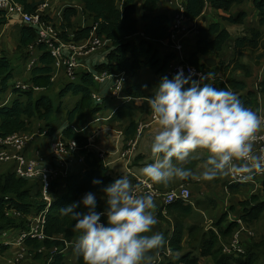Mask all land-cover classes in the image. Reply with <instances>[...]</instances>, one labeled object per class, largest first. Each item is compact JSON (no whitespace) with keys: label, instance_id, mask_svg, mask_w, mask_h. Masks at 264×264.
Segmentation results:
<instances>
[{"label":"trees","instance_id":"obj_1","mask_svg":"<svg viewBox=\"0 0 264 264\" xmlns=\"http://www.w3.org/2000/svg\"><path fill=\"white\" fill-rule=\"evenodd\" d=\"M15 1L21 4L26 12L33 13L45 0ZM71 1H79L82 4L83 13L89 19V24L82 27L75 26L73 18L78 11L72 7L66 8L63 21L60 24L56 23L50 15H46V18L59 29L60 37L66 42H82L84 39H88L92 33L108 39L110 46H108L106 62L95 66V71H107L114 74L124 72L126 74L127 79L122 96L129 99L116 100L113 95L108 97L118 102L117 107L109 116L108 123L113 126H121L125 141L133 140L138 135L140 125L137 120L138 116L150 112L147 103L139 106L136 99H150L154 92H148L147 88L157 85L161 77L167 76L171 79L174 76L169 71L178 54L170 47V44L167 45L169 51L164 48V42L172 32L174 15L161 11L160 6L164 0ZM244 1L183 0L185 18L190 21L197 20L207 5L215 10L231 11L234 6L241 5ZM253 5L258 12L259 24L257 27L249 29L248 34L235 40L234 59L226 62L221 58L214 67H209L206 63L205 58L208 56L216 58L223 56L231 38L230 31L223 28L219 22L198 27L196 49L189 57H185L187 62L206 72L208 78L202 83L210 84L218 89L233 91L248 108L258 106L257 95L252 92L238 94V92L246 90L248 85L245 80L234 77V74L238 70L248 74L247 67L241 63L242 55L245 52H250L257 60L264 58V0H253ZM244 16L245 13L241 12L237 19L231 17L232 19L228 20L243 22ZM5 23H7V18L1 13L0 27ZM36 38L37 30L33 26L22 25L13 56L6 49L2 50L0 56V133L2 137H7L15 132L27 133L32 131V126H36L38 122V124L44 123L45 125L42 126L46 128L41 129V134H36L46 138L50 137L53 134L51 131L52 120L61 116L65 100L70 96H76L78 99L66 113L67 126L62 130V139L78 141L79 145L83 147L80 153L84 156V165L81 170L72 172L54 183L53 201L49 208L42 197L40 183L17 176L15 163L11 169L0 173V232L10 230L11 233H17L27 229L31 217L47 210L45 231L48 237L45 240L28 239L25 242L32 254L41 247L49 250L58 246L62 249L65 248L67 242L77 241L81 234L80 231L73 230L74 221L70 217H61L59 209L79 201L85 193L93 192L97 196V210H102L104 207L103 187L120 177L115 176L112 168L99 157L98 152L96 154L95 151L84 148L89 144L88 139L77 134V129L75 131L78 121L107 109L105 101L100 103L93 97L98 83L92 72L79 69V67L75 73V79L65 83L53 98L50 91L57 85L56 79H53L55 58L48 50V46L45 43H37ZM31 45H34L33 50L30 49ZM14 60L21 63L23 72L26 70L24 73H27L28 77L25 81L31 85L27 89L16 87L11 82L16 71ZM32 60H35L34 63L28 67ZM139 70L146 71L152 76L146 74L145 79L140 77L138 81H132L133 76ZM153 74L158 79L153 78ZM67 79L69 78L67 77ZM35 87L44 91L41 89L37 91ZM259 90L264 93V79L260 83ZM11 92L15 96L10 101L7 97ZM44 130L47 131L45 135L43 134ZM139 159L140 157L134 158V162L139 163ZM204 160V158H197L195 162H204ZM93 180H100L101 183L94 185ZM222 180L223 177L214 180V182H222ZM224 185L232 193H236L244 187V183L229 184L225 182ZM206 200L210 204L206 207L202 206L205 203L203 199L192 202L178 200L168 207L170 218L163 217L161 213L158 214V218L165 221L164 223H167L169 227L171 226L173 231L171 236H168L169 230L162 233L164 243L149 253L151 260L155 259L158 253L164 251L169 245L171 256H165L159 264H200L198 258L191 256L196 250H200V254L203 256L211 255L214 264H263L264 233L260 238L244 242L245 252L242 254L235 256L223 252L219 236L228 241L238 226L237 222L226 224L228 213L222 214L214 221L212 228L198 224L187 227L186 220L192 218L196 213L195 209L201 207L206 209L216 205V201L213 199L207 197ZM240 204L244 207L245 213L242 217L246 223L258 221L264 210V199L255 195ZM234 210L235 207H232V211ZM186 230H188V235L185 241L189 250L186 254L179 255L178 252L184 248L182 242ZM155 232L161 233V229ZM1 248L5 250L8 247L1 246ZM49 257L50 255L47 253L46 261ZM35 258L41 259L43 256L37 253ZM151 260L145 261V263ZM49 264H66L65 255L63 253L53 255ZM75 264H84L82 256H77Z\"/></svg>","mask_w":264,"mask_h":264},{"label":"clouds","instance_id":"obj_2","mask_svg":"<svg viewBox=\"0 0 264 264\" xmlns=\"http://www.w3.org/2000/svg\"><path fill=\"white\" fill-rule=\"evenodd\" d=\"M207 78L201 75L194 80L180 70L171 79L161 77L154 87L149 100L157 124L149 145L153 162L140 169L148 181L167 184L228 176L249 181L264 173V149L257 151L254 144L264 117L244 106L234 92L202 83ZM197 150L208 153L198 174L184 167ZM102 192L100 211L93 192L59 209L61 217H70L73 230L81 233L74 251L84 264H145L151 260L149 253L164 243L163 234L153 231L158 223L151 211L154 196L138 194L137 186L124 175Z\"/></svg>","mask_w":264,"mask_h":264},{"label":"crops","instance_id":"obj_3","mask_svg":"<svg viewBox=\"0 0 264 264\" xmlns=\"http://www.w3.org/2000/svg\"><path fill=\"white\" fill-rule=\"evenodd\" d=\"M183 6H184L183 0H164L161 3L160 9L164 13H167L172 16L174 15L175 18L177 15L180 14L181 7ZM69 7L75 8L78 11L77 13L78 16L76 15L73 18V22L75 26L82 27L90 23L87 16L83 13V6L79 1L50 0V8L48 9L47 15H50L51 18L56 23L60 24L63 21L66 8ZM241 12L245 13V16L243 17V22H232L228 20L231 17L233 19H237ZM213 22H219L223 28L228 29L231 33V38L229 40L228 47L224 52L223 56H221L220 58H216L215 56H208L205 59L209 57H214L217 60V63L220 61L221 58L226 62H229L232 59H234L235 56V49H234L235 40L240 36H244L248 34L249 29H252L253 27H257L259 24V16H258V12L256 11L253 5V0H245L243 4L234 6L231 11L215 10L210 5H207L203 14L197 20L190 21L186 19L183 23V31H182V35L184 39L183 54L185 55V57L186 56L189 57L196 49V41L198 38V27L200 25L208 26ZM22 25L25 24L22 21V19L18 16L7 19V23L2 25V27L6 29L5 32L7 31V26L11 28L10 32L12 33V35L10 36V38L12 39V43L14 45L5 43L8 40V38L2 39V36L4 34H0V40H1L0 51L6 49L10 53V55L13 56L11 53H14L13 50L18 43V38L20 35V29ZM166 43L167 40L164 42L165 45L164 48L168 50L169 47H167ZM108 46H110L109 42L103 48L94 52L92 55L81 58L79 69L94 71L95 66L106 62ZM37 55H39L38 52ZM13 62L16 68L22 70V66L20 62H16L15 60ZM177 62H178V57H176V59L171 64V66L177 64ZM241 63L247 67L248 74L246 75L244 71L238 70L234 74V77L240 80H245L248 87L246 88V90L238 92V94H243L247 92L248 93L252 92L256 94L258 106H252L250 107V109L256 112L259 116L264 117V93L259 92L260 83L264 79L263 71H260L264 69V58L260 59L258 63H254L252 60L250 61L245 56L243 58L242 55ZM28 67H30L29 64ZM60 74H59L60 76L58 75L59 78L57 77L56 80L57 85L60 84L59 89L69 80L75 79V77L74 78L68 77L69 79H67V75L64 72H61ZM146 74H148V76H152L150 73L146 71L139 70L137 74L133 76L132 81L136 82L139 80L140 77L142 79V77L145 76ZM25 75H27V73ZM153 78L158 79V77L155 76L154 74H153ZM155 86L156 85H153L152 87L147 88V90H149L148 92L150 91L154 92ZM99 90L101 93L99 92ZM95 93L98 96V98H94L96 101L100 103H103L105 101L106 103V101L108 100V102L114 103V109L118 105V102L116 100L129 99V98H124L121 95L120 96L115 95L113 90V84L111 82L106 83L103 86L102 83H100V85H98L97 89L95 90ZM11 94L12 92L8 95L7 97L8 99ZM110 95L115 96L116 100H111L110 98H108ZM149 100H150L149 98H139L136 99V103L139 106L147 103L149 107ZM106 110L99 113V115L105 114L106 116L102 115L103 118L108 119L112 111L111 110L109 111L108 109ZM152 117L153 116L150 109L149 113H142L138 116L137 119L139 124L146 123L147 125L141 136L138 137L136 150L132 154V157L133 156L134 157L133 158L131 157L132 160L136 157H140L139 163L134 162L132 165H130L131 161L128 163L127 160L123 158L121 155L115 156L116 154L113 153L114 156H112V154H108L106 150L108 149L109 151H111V148L107 147L104 139L103 142L100 141L101 139L100 134H97L95 137L92 138L93 140H91L89 148L95 149L97 152L104 151L108 155L107 160L112 170L114 171L115 176H122V175L127 176L130 179V181L133 184H135L137 178L142 176L140 174V169L146 164L153 162V157L150 152L149 145H150L151 137L157 128V124L156 122L152 121ZM93 123L94 121L91 120V124ZM63 128L60 129L59 132H54L50 137L48 136L47 138L38 136L36 132H29V133H33V136L25 149V155L28 158L40 160L44 163H52L53 156L50 145L57 137H62ZM91 128L97 129L96 126L94 127L92 126ZM144 133H147V136L145 138H142ZM116 143L118 145L123 144L118 139ZM207 155L208 153L206 152V150H197V152L194 154L195 158L191 159L188 164L184 165V167H187L191 169L193 173L198 174L202 170L203 162L201 161L195 162V159L197 158L206 159ZM12 165L13 164L11 165L5 164V162L0 163V173L8 171L9 169H11ZM115 167L116 169H114ZM82 168H83V164L75 163L73 165V172L79 171ZM225 182L229 184L231 183L230 176L223 177L222 182L221 181L214 182V180L198 181L195 178H190L186 180H174L167 184H156V185L160 187V189L162 190H170L172 188L178 187L181 184H185L188 185L190 189L194 193L198 194L202 199L208 197L216 201V205L210 206L209 208L204 209L201 207L199 209H195L194 212L196 213L192 216V218L186 220L187 227H189L192 224H198L201 226H206V228L207 227L212 228L214 225V221L220 218L221 215L224 213H228V220L226 224H230L233 222L238 223L240 218L243 220L242 216L245 212H244V207H242L240 204L241 202L249 200L255 195L260 196L262 200L264 199V173H258L251 180L247 182H243L244 183L243 189H241L236 193L229 192L227 186L224 185ZM162 203H163L162 200L157 201L155 203V207L151 209L152 213L155 215V217L158 220V223L153 228L154 229L153 231L155 232L156 230L158 231V229H161V233H164L167 232L166 230H169L168 236H171V232L173 231V228L171 226L169 227L167 223H164L165 221H162V219L158 218L159 213H161L162 216L165 218H170V216L168 215L169 206L164 208ZM232 207H235L234 211H232ZM243 222L245 226L242 227L241 225L238 224L237 228L232 232V235L235 231H239L241 239L244 240L245 242L246 241L250 242L252 239H256L258 237L260 238V236H262V233H264V210L260 215V217L258 218V221H250L246 223L243 220ZM249 229L254 232V235L251 236V234L247 232ZM187 235H188V230L185 231L184 239L182 242L184 248L178 252L179 255H183L184 253L186 254L189 250L185 241ZM219 239L221 245L225 241H227L222 236H219ZM75 242L76 241H74L70 245H67L64 251L62 252L65 255L66 264L76 263L78 254L74 251ZM166 247H169V245H167ZM200 252H201L200 250H196L195 252L193 251L191 256L198 258L200 260V263H202V261H206V262L208 261L210 264H214V260L211 255L203 256L200 254ZM10 257H11L10 252H8L7 255L4 257H0V264H8L10 261ZM37 261L38 260H35L33 263L32 261H23V263L21 264H38ZM46 262H44L43 264H46Z\"/></svg>","mask_w":264,"mask_h":264},{"label":"built area","instance_id":"obj_4","mask_svg":"<svg viewBox=\"0 0 264 264\" xmlns=\"http://www.w3.org/2000/svg\"><path fill=\"white\" fill-rule=\"evenodd\" d=\"M49 8L50 0H45L41 3L33 13L26 12L23 6L15 0H0V14L3 13L7 19L15 16L20 17L24 24L33 26L37 30L36 42L45 43L48 46V50L55 58L53 79H56L61 72H64L69 78H74L77 69L80 67V59L92 55L97 50L103 48L109 41L95 33H92L88 39H84L79 43L64 41L60 37L59 29L46 18ZM185 20V8L183 6L181 7L180 14L174 18L172 32L166 43L167 45L170 44V47L178 54V62L170 67L169 72L175 75L178 71L183 70L185 76H191L199 80L201 75H206V72L199 70L196 66L187 62L183 54L184 39L182 31ZM30 49L33 50L34 45H31ZM34 61L35 60H32L29 65L31 66ZM91 72L98 84L111 81L114 94L122 96V90L127 79L124 72L118 74L109 73L107 71L96 72L95 70ZM30 86L31 85H27L24 82L16 84V87L24 89ZM35 89L38 91L41 88L35 87ZM93 97L98 98L95 92H93ZM152 121L156 122L153 117ZM146 126V123H140L137 137L128 141L125 149L121 152V156L125 158L128 163L131 161L132 154L136 150L138 137L143 133ZM46 133V131L43 132L44 135ZM32 136L33 133L29 132H15L7 137H2L0 133V163L13 162L15 163V173L17 176L38 181L40 183L42 197L47 202L49 208L53 201L54 183L71 174L75 163L83 164L84 156L80 153L83 147L79 145L76 139L66 141L62 139V137H57L51 143L53 162L44 163L40 160L28 158L25 155L24 150L32 139ZM254 144L257 151L264 149V128L257 133ZM89 146L90 144L84 148L89 149ZM98 155L109 165L107 155L104 151H99ZM256 174H254L253 177ZM230 179L231 183L247 182L231 176ZM134 185L137 186L138 194L151 193L154 196L155 203L162 200L164 208L178 200L189 202L192 197L190 187L185 184H181L170 190H162L156 184L148 181L147 178L140 176L137 178ZM46 214L47 210L31 217L27 229L20 232L11 233L10 230H3L0 232V252L2 251L1 246H7V249L12 247L17 248V253L12 260L13 264H18V262L24 258L27 250L25 242L28 239L45 240L48 237L45 231ZM238 224L242 227L245 226L241 218ZM247 232L250 233L251 236L254 235V232L250 229ZM244 242L245 241L241 239L239 231H235L232 237L222 244L223 252L228 255L234 254L235 256L242 254L245 252ZM72 243L67 242L66 246ZM64 249L65 248L60 249L58 246L50 248V257L46 264L50 263L53 255L62 253ZM171 254L170 248L166 247L164 251L158 253L155 259L145 264H159L165 256H171Z\"/></svg>","mask_w":264,"mask_h":264},{"label":"rangeland","instance_id":"obj_5","mask_svg":"<svg viewBox=\"0 0 264 264\" xmlns=\"http://www.w3.org/2000/svg\"><path fill=\"white\" fill-rule=\"evenodd\" d=\"M10 29L11 28L7 26V31L5 32L6 29H4V27H0V34H4L2 36V39L8 38V40L5 43L10 44V45H14L12 43V39L10 38V36L12 35V33L10 32ZM0 43H1V40H0ZM168 51H169V49H168ZM11 54L13 55V53H11ZM1 55H2V50L0 51V56ZM244 56L247 59H249L250 61L252 60L254 63H258L260 61V60L254 59L255 57H253L251 55V53L248 52V51L243 54V58H244ZM260 71H263V74H264V69H262ZM24 72H26V70ZM24 72H23V68H22V70H20L19 68H16L15 77L11 80L12 84L14 83L16 85L18 83H23L24 82L27 85H30L29 83H27L25 81L27 79V75H25L26 73H24ZM59 76H57V77L59 78ZM57 77H56V80H57ZM142 79H145V76H143ZM109 82H111V81H106V82L102 83V86L105 85L106 83H109ZM97 85H100V83L97 84ZM59 86H60V84L55 85L54 88L52 89V91H50V94L52 95L53 98L56 97V95H57V93L59 91ZM42 91H44V90H42ZM42 91H40V92H42ZM99 92H100V90H99ZM14 96H15V94L12 92V94L9 97L10 101L14 98ZM77 99H78V97H76V96H72V97L70 96V97H68L65 100L66 101L65 102V107L63 108V111H62L61 116H57L55 119L52 120V126H53L52 127V130H51L52 133L59 132L60 129H62L63 127L67 126V123L65 122L67 110L70 109V108H72L73 104L75 103V101ZM106 103H107V109L109 111L110 110L113 111L114 110V103H110V102H108V100L106 101ZM102 115L103 116H106L105 114H102ZM102 115H99L98 113L95 114V115H88L85 119L83 118L84 120L82 119L81 121H78L77 122V125L75 127V131L77 129L78 130V131H76L77 134H80L82 136H85L88 139L89 144H90L91 140H93L92 139L93 137H95L97 134H100L101 135L100 141L103 142V139H104L105 144L107 145V147L108 148H111V151H109L108 149L106 150L107 153L108 154H112V156H114L113 153L116 154L115 156H117V155L120 156L121 155V152L125 149V147L127 145V141H125L124 133H123V131L121 129V126H113V125L109 124L108 123L109 118L108 119L103 118ZM91 120L94 121L93 124H91ZM42 125H45V124L44 123L43 124H41V123L38 124V122H37L36 126H32V131H30V132H36L38 135L41 134L42 133V132H40L41 129L46 128L45 126H42ZM92 126L93 127L96 126L97 129H92L91 128ZM33 127H34V129H33ZM78 127H80V128H78ZM80 129H81V131H80ZM146 136H147V133H144L143 136H142V138H145ZM40 137H44V136H40ZM117 139L120 142H122L123 144H119L118 145L116 143L117 142ZM89 150L90 151H95V153L97 154V151L95 149H90L89 148ZM114 159H115V157H114ZM133 163H134V159L133 160L131 159L130 165H132ZM6 164H8V165L10 164L11 165V164H13V162H6ZM114 169H116V167ZM201 199L202 198L198 194H196V193H194L192 191V197L190 199L191 202L193 200L199 201ZM203 200L205 201V203L202 205L203 207H206L207 205L208 206L210 205V204H208L209 202L206 200V198L203 199ZM9 213L10 214H13L12 212H9ZM8 252L11 253L10 261H9L8 264H13L12 263V260L14 259L15 255L17 253V248L12 247V248H9V249L2 250L0 252V257L6 256ZM37 253H38V255L39 254L42 255L44 259L43 258L36 259L35 258V255H37ZM47 253L49 254V250L47 248H45V247L44 248L41 247V248L38 249V251H36V252H34L32 254V252H30L29 247L27 246V250H26L25 256H24L23 259L20 260V262H18V264L23 263V261H32V263H33L35 260H38L37 261L38 264H43L44 262H46L45 255ZM262 261H264V259H262ZM200 264H210V263L208 261L207 262L206 261H202V263H200Z\"/></svg>","mask_w":264,"mask_h":264},{"label":"water","instance_id":"obj_6","mask_svg":"<svg viewBox=\"0 0 264 264\" xmlns=\"http://www.w3.org/2000/svg\"><path fill=\"white\" fill-rule=\"evenodd\" d=\"M206 63L209 67H214L217 64V60L214 57H209L206 59Z\"/></svg>","mask_w":264,"mask_h":264}]
</instances>
